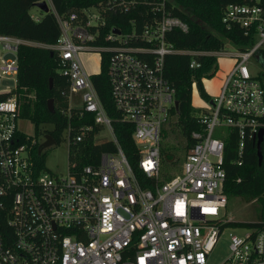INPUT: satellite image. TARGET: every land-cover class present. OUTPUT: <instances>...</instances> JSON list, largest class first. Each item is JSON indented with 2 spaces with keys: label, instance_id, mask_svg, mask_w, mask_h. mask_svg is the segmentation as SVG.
Returning a JSON list of instances; mask_svg holds the SVG:
<instances>
[{
  "label": "built area",
  "instance_id": "1",
  "mask_svg": "<svg viewBox=\"0 0 264 264\" xmlns=\"http://www.w3.org/2000/svg\"><path fill=\"white\" fill-rule=\"evenodd\" d=\"M44 1L60 28L54 44L0 35V264H207L221 232L233 223L220 215L227 204L228 134L237 133L238 165L246 143L256 147L260 133L264 157V75L254 76L248 67L251 61L263 65L264 0H243L221 10L222 26L240 30L249 43L240 50L226 41L224 48L229 44L235 52L175 48L170 35L186 34L189 26L167 10L170 0H111L65 18ZM91 9L95 16L87 14ZM131 13L148 19L142 24L122 20ZM112 17L115 22L109 24ZM21 47L52 52L58 72L69 82L68 107L62 111L67 127L58 141L51 136L48 147L66 143L65 176L47 171L34 156L47 149L37 152L45 136L39 144L17 131ZM91 54L99 55L100 72L105 65L118 120L132 127L138 170L149 188L134 174L80 60ZM172 55L188 56L193 69L205 57L224 56L234 66L220 94L209 101L210 110L197 117L198 130L191 133L193 144L180 172L160 182L163 141L177 123L175 90L164 74L165 58ZM9 81L14 89L2 88ZM76 93L81 94L79 108L70 106ZM216 128L227 132L214 138ZM91 134L95 143L110 142L114 151L78 167L70 160L71 147ZM229 253L222 264H264V230L230 235Z\"/></svg>",
  "mask_w": 264,
  "mask_h": 264
},
{
  "label": "trees",
  "instance_id": "2",
  "mask_svg": "<svg viewBox=\"0 0 264 264\" xmlns=\"http://www.w3.org/2000/svg\"><path fill=\"white\" fill-rule=\"evenodd\" d=\"M44 0H0V35L18 37L43 45L54 44L59 35L60 28L51 11L41 12L39 22H35L30 10ZM111 0H50L56 13L65 18L72 12L81 13L88 8L105 5ZM166 8L175 17L188 23L189 31L184 34L179 31L170 35V42L180 50L221 51L226 41H234L238 49L242 50L249 45L238 29L227 30L220 22L221 10L228 4H242L243 0H170ZM141 11V10H140ZM144 13L143 11H141ZM122 20L136 19L142 24L148 16L139 17L135 13L121 17ZM115 18H109L108 23L113 24ZM264 67V51L262 52ZM191 59L188 56H167L164 62V74L171 87L175 90L177 107L176 130L185 141V151H189L193 140L191 133L198 130L197 117L191 109L193 84L198 88L200 96L209 102L202 87V79L215 72L216 60L205 57L198 60V68H190ZM19 72L17 76V94L20 90H30L35 94L34 112L31 121L35 127L49 128L44 133L58 141L60 135L67 127V118L62 114L68 107L67 91L69 82L58 72L55 55L49 51L32 47H21L18 53ZM100 102L112 120V127L117 141L126 156L129 164L143 188L151 187V183L144 179L138 170L139 155L132 140V127L122 123L115 111L110 98V87L106 75L105 65L101 72L91 77ZM53 101L54 113H50L47 103ZM19 101V98H18ZM98 129L93 132L96 133ZM171 130L167 133H172ZM93 134L87 139L71 147L70 160L78 167L96 164L101 154L114 151L110 142L97 144ZM168 137V136H167ZM238 137L231 131L225 141L224 171L225 181L223 194L227 200L230 198H244L248 201L258 200L261 205L260 220L256 223L245 224L255 234L264 230V157L261 165L258 164L256 147L252 141L246 143L245 153L241 165H238L236 150ZM187 153H185L186 157ZM34 156L42 166L43 155ZM174 150L170 143L162 146L160 182H165L173 175L163 170L173 166L175 162ZM184 157V158H185ZM175 170V167H174ZM175 173V171H174ZM240 223H230L227 226L237 228Z\"/></svg>",
  "mask_w": 264,
  "mask_h": 264
},
{
  "label": "rangeland",
  "instance_id": "3",
  "mask_svg": "<svg viewBox=\"0 0 264 264\" xmlns=\"http://www.w3.org/2000/svg\"><path fill=\"white\" fill-rule=\"evenodd\" d=\"M41 11L36 7L30 10L31 16L39 17ZM87 14L95 16L97 11L91 9ZM224 51L235 52V49L227 44ZM80 60L84 65V68L88 75H97L100 72V57L96 54L91 55H81ZM215 72L210 76L204 77L202 79V87L205 95L209 99L216 98L221 91L224 81L228 77L230 71L234 66V60L226 58L224 56H219L216 58L215 62ZM250 73L254 76L264 75V67L261 63H256L251 61L249 64ZM9 87L14 89V82H4L2 88ZM19 98V116L16 121V128L20 134L29 136L31 138H36L38 143L43 142V132L47 128L43 126L35 127L34 123L31 121V117L34 112V102L35 94L30 90H20L18 93ZM81 94L76 93L70 97V106L73 108H79L81 105ZM191 109L196 117H200L210 110L209 102H206L199 93L196 86H193L192 98H191ZM175 130L172 133H166V138L163 144L170 143L174 150L175 162L173 166H167L163 168L164 171L177 174L180 172L182 164L184 162L185 153V141L181 137L180 133L176 130V125L173 126L169 131ZM227 130L225 128H216L213 137L221 138L222 134H226ZM106 136V134H105ZM168 136V137H167ZM43 166L44 168L55 174L65 176L68 168V147L65 142L61 141L54 147L47 148L43 152ZM175 167V170H174ZM175 171V173H174ZM261 205L258 200L248 201L244 198H230L227 200V204L223 211L220 212L221 217L224 220H230L234 223H240L237 228L232 226H227L220 234L217 244L208 258L207 264H222L230 255L229 253V238L230 235H237L243 237L244 235L253 232L252 229L245 226V224L256 223L260 220Z\"/></svg>",
  "mask_w": 264,
  "mask_h": 264
},
{
  "label": "water",
  "instance_id": "4",
  "mask_svg": "<svg viewBox=\"0 0 264 264\" xmlns=\"http://www.w3.org/2000/svg\"><path fill=\"white\" fill-rule=\"evenodd\" d=\"M35 7L39 11L44 13V14H46V13H48L50 11V8H49V6L47 5V3L45 1L36 4ZM50 54L53 55L52 52H50ZM263 78H264V76H263ZM47 106H48L49 112L50 113H54L53 101L52 100L48 101ZM175 107L176 108L178 107L177 102L175 103ZM262 134L263 133H260L259 139H258V142H257V145H256V153H257V159H258V164L259 165H261V163L263 161L262 150H261ZM44 138H45L46 141L39 146L38 151H37L38 154H40L43 149L48 148L50 145L53 144V138L51 136L45 135Z\"/></svg>",
  "mask_w": 264,
  "mask_h": 264
},
{
  "label": "crops",
  "instance_id": "5",
  "mask_svg": "<svg viewBox=\"0 0 264 264\" xmlns=\"http://www.w3.org/2000/svg\"><path fill=\"white\" fill-rule=\"evenodd\" d=\"M210 100H212V99H210Z\"/></svg>",
  "mask_w": 264,
  "mask_h": 264
},
{
  "label": "flooded vegetation",
  "instance_id": "6",
  "mask_svg": "<svg viewBox=\"0 0 264 264\" xmlns=\"http://www.w3.org/2000/svg\"><path fill=\"white\" fill-rule=\"evenodd\" d=\"M43 136H45V135H43Z\"/></svg>",
  "mask_w": 264,
  "mask_h": 264
}]
</instances>
